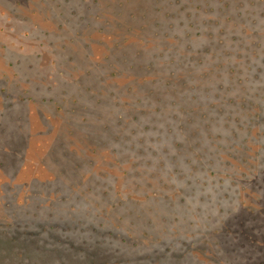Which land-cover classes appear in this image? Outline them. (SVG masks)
Here are the masks:
<instances>
[{
  "label": "trees",
  "instance_id": "trees-1",
  "mask_svg": "<svg viewBox=\"0 0 264 264\" xmlns=\"http://www.w3.org/2000/svg\"><path fill=\"white\" fill-rule=\"evenodd\" d=\"M201 1L203 3L197 5L204 4V0ZM211 2L208 0L205 5L196 7V11L215 14L209 16L208 21H194L195 12L187 11L186 5H175L173 11L166 14L172 18L184 12L186 20L178 24L168 22L153 26L154 29L162 28L158 31L163 30L164 33L172 28L179 32L174 38L176 43L183 45L184 50L175 44L162 47V51L169 52L165 62L185 65V69L183 73L171 71L168 76L162 71L156 74L152 71L154 75L150 78H140L142 81L151 80L155 85L160 82L164 91L149 90L154 99L147 104L139 92L135 93L134 101L140 107L131 119L137 128L152 130L155 135L151 140L144 136L137 137L132 143L137 153L143 154L150 149L154 157L145 158L142 162L130 161V165L122 169L121 176H134L131 186H127L128 189L120 188L116 185L119 177L112 176L110 172L111 181L101 171L93 175L90 172L83 174L80 170L82 164L72 163L64 154L58 155V148L50 146L51 150L47 149V152L57 166H53L55 170L48 169L51 173L48 177H38L39 171L35 176L46 187L53 183L52 190L45 192V187L26 194L23 199L16 197L18 204L25 201L23 206L32 208L31 199L35 197L37 210L27 208L19 213L14 210L13 219L8 213L3 215L5 222L0 220V236L5 235L10 239L11 234V245L14 246L9 255L0 247V264H231L235 261L237 264H247V260L252 259V254L246 256L248 253L239 252L235 249L236 245L233 247L230 242L222 246L223 243L211 235L219 231L231 214L238 216L239 205H244L243 201L240 203L241 183L244 181L237 180L235 184L231 173L221 175L220 166L232 164L231 170L235 171L242 169L241 163L244 164L248 175L246 180L254 184L264 176V41L260 38L264 34V0H219L221 5ZM233 2L235 5H232ZM247 2L257 5L250 9L253 18L248 14ZM240 19L253 23L256 27L253 33L260 35L250 44L240 37L238 31L229 32L231 24L239 25ZM140 28H150V25L142 24ZM201 36L206 37L208 43L197 47L194 39ZM229 40H235L244 49L246 45L247 49H252L250 57L239 59V49L229 47ZM136 41L144 45L143 38ZM137 45L135 55L143 58L145 50ZM195 47L201 50L198 52L200 57L188 55ZM235 52L237 54L230 57ZM129 55V52H123L121 61L133 65L136 61H131ZM244 60L249 63L241 68L240 61ZM201 63L206 64L207 68L196 70ZM149 65L153 66L152 62ZM5 91L6 88L0 89V101ZM5 95L6 98L9 96L7 93ZM2 102L0 109L11 105L5 103L6 100ZM236 102H240V111L232 109ZM250 105L252 110L248 111L245 107ZM3 113L0 112V116ZM237 116L239 125L236 123ZM122 118L120 114L119 123ZM245 120L250 124L260 123L261 128L248 130L242 126ZM218 125L226 130H218ZM136 130H131L129 134ZM126 137L123 136V139ZM1 147L7 146L3 144ZM227 148L237 149L241 156L229 160L225 153L223 157L220 150ZM4 154L0 152L1 156ZM37 160L41 167H49L46 157ZM25 162L22 164L25 165ZM8 164L0 160V167L5 169ZM145 166H151L152 170L146 171L148 168ZM72 168L78 175L77 181L89 174L92 182L84 185L68 179L66 174L71 173ZM7 176L6 172H3V177L0 176L2 186L10 180ZM142 176H152L154 181L149 178V181L138 182L137 179ZM50 180L55 182L49 183ZM13 185L8 184L11 190L9 194L14 190ZM235 185H238V191ZM25 186H30V181L25 180L23 188ZM136 189L144 192L142 197L135 194ZM256 199L264 209L262 195ZM11 204L8 201L10 209L14 208ZM250 212L256 213L257 208L251 206ZM214 213L221 214L218 219L220 227H214L210 235L206 232L201 235L197 229L201 226L211 227ZM157 217L161 219L157 220ZM129 221L130 225L124 224ZM3 225L10 227V230L3 229ZM79 226L81 229L78 232L72 231L79 229ZM16 234L24 239L25 244L19 246L15 243L18 241ZM257 234L248 235L246 242H264ZM200 240L201 243L218 247V253H214L210 247L201 249L198 245ZM105 243L108 245L101 246ZM238 243L240 248L244 247L245 242ZM211 252L218 254L217 258ZM227 256H233V260Z\"/></svg>",
  "mask_w": 264,
  "mask_h": 264
},
{
  "label": "rangeland",
  "instance_id": "rangeland-1",
  "mask_svg": "<svg viewBox=\"0 0 264 264\" xmlns=\"http://www.w3.org/2000/svg\"><path fill=\"white\" fill-rule=\"evenodd\" d=\"M206 1L208 0H204L202 5H205ZM211 1L221 5L219 0ZM198 3L203 2L201 0H0V89L6 88L0 102L6 100L5 103L11 104L0 109V112H4L0 116V143H2L0 145L7 146L0 148V152H5L3 156L0 155V160L9 163L5 169L0 167V176L3 177V172H6L7 178H10L3 186L0 180V190H4L0 191L1 221L5 222V219H2L4 214L8 213L14 218L12 215L14 210L19 213L32 208L23 206L25 201L18 204L17 196L23 199L26 194L29 195L34 190L36 192L46 187L36 180L35 175L39 171L38 177H48L51 174L48 171L55 170L54 167L57 165L50 160L47 152V149L51 150L50 146L58 148V155L64 154L72 163L82 164L80 170L83 174L90 172L93 175L101 171L106 178H110V181L111 175L114 177L117 175L119 179L116 185L120 188L128 189L127 186H131V180H135L134 176L132 178L121 176L122 169L128 167L130 161L142 162L143 159L153 156L149 152L150 149H146L143 154L137 153L132 143L137 137L144 136L151 140L155 135L152 130L141 129L140 126L137 128V124L131 119L140 107L134 101L135 93L139 92L146 99L147 104L149 100L154 99L149 90L153 88L164 91L160 82L159 85H155L151 80L142 81L140 78L144 76L150 78L154 75L152 71H155V74L162 71L168 76L171 71L183 73L185 69V65L165 62L169 52L162 51V47L175 44L184 50L183 45L176 43L175 40V34L179 32L176 33V28L175 31L172 28L165 34L163 30L158 31L162 28L154 29L153 26L156 23L168 22L178 24L186 20L184 12L177 13L172 18L166 14L168 11L171 13L175 5H186L187 11L195 12L194 21H208L209 16L215 15L196 11V7L202 6L197 5ZM232 5L235 3L233 2ZM245 5H248V14L253 18L250 9L257 5H251L250 2ZM239 23V25L231 24L229 30L231 34L234 30L238 31L247 44L260 37L259 34L253 33L256 28L253 23L245 19H240ZM142 24L150 25V28L141 29ZM262 24L264 25V21ZM138 38L144 39L142 42L144 45L138 44L136 41ZM260 38L264 41V34ZM194 42L197 47H202L207 45L208 39L201 36L195 38ZM228 44L233 50L235 47L239 49L241 53L239 59H244V56L250 57L252 53V49H247V45L246 49L239 47L235 40H229ZM136 45L145 50L142 54L143 58L135 55ZM197 47L192 52L187 51L188 55L200 57L198 52L201 50ZM123 52L130 53V60H135V65L121 61L120 55ZM236 54L237 52L232 53L230 57ZM154 55L156 57H153ZM150 62L153 64L151 67ZM246 63L249 62L240 61V67L245 68ZM206 68L207 65L201 63L197 65L196 70L202 71ZM6 93L9 94L7 98ZM239 103L236 102L232 106L234 111H240ZM245 108L248 111L252 110L251 105ZM120 114L123 118L119 123ZM238 121L237 116L236 123L239 125ZM242 126L248 130H252L253 127L261 128L260 123L250 124L247 120ZM135 129L137 130L134 133L129 134ZM217 129L226 130L220 128V125ZM58 136L60 140L57 139ZM123 136L127 137L123 139ZM150 140L148 141L151 144L158 145ZM220 152L223 157L226 153L229 160L241 156L237 149H221ZM41 157H46L48 168L45 169L38 164L37 159ZM25 160L24 165L22 163ZM231 165H221L219 171L221 175L231 173L235 184L239 180L244 181L241 183L240 197V203L243 201L244 205L240 204L238 216L231 214L222 227L218 220L221 214L214 213V218L211 219L212 226L209 228L201 226L197 230L201 235L205 232L210 235L214 227H220L218 232L213 231L211 237L223 243L222 246L228 245V242L232 243L233 247L236 245L235 249L239 252L248 253L246 256L252 254L253 257L247 260V264H261L260 262L264 261V242H246V237L258 232V238L261 235L264 239V209L256 199L260 195L264 198V176L256 184L251 183L246 180L248 175L244 164L241 163L242 169L235 171L231 170ZM145 168H148L146 171L152 170L151 166ZM72 169L71 173L66 174L68 179L78 184H89V174L77 181L76 170ZM16 172L18 174L14 176ZM108 172L111 175H108ZM93 178L94 176L91 177ZM149 178L142 176L137 180L138 182H146L148 179L154 181L152 176ZM25 180L30 181V186L23 188ZM50 182L55 181L50 180ZM10 183L14 184V190L9 194ZM52 184L44 191L52 190ZM235 187L238 191V185ZM20 192L21 195H18ZM143 193L141 189H136L137 196L142 197ZM35 200V197L32 198L30 203L33 205V211L37 210ZM8 201L12 202L14 208L10 209L11 207L7 206ZM251 206L257 208L256 213L250 212ZM222 217L224 218V215ZM130 223V221L124 222L126 225ZM2 228L10 230V227L4 225ZM80 229L79 226V229L72 231L78 232ZM16 235L18 241L15 243L19 246L25 244L24 239ZM9 236L10 239L5 235L0 236V247L6 250L7 255L14 246L11 245V234ZM238 242H245L244 247L240 248ZM107 245L108 243H105L101 246ZM198 245L201 249L210 247V250L218 253V247L201 243V240ZM213 255L217 258L218 254ZM227 257L233 260V256ZM231 264H237V261Z\"/></svg>",
  "mask_w": 264,
  "mask_h": 264
}]
</instances>
